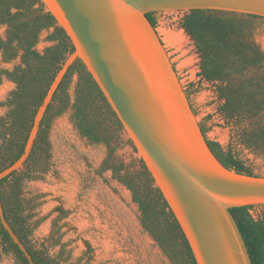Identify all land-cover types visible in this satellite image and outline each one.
<instances>
[{"label":"trees","instance_id":"obj_1","mask_svg":"<svg viewBox=\"0 0 264 264\" xmlns=\"http://www.w3.org/2000/svg\"><path fill=\"white\" fill-rule=\"evenodd\" d=\"M145 14L156 26V14ZM264 16L224 10L192 9L180 13L178 23L193 40L199 53L200 75L215 83L216 113L229 126L230 140L225 146L206 136V143L226 168L253 175L236 150L237 146L264 156V51L254 41L255 29ZM0 53L3 62L18 60L11 70H2L15 89L0 128V171L23 153L38 107L66 57L74 50L64 29L45 9L41 0H0ZM52 29V44L36 49L41 33ZM77 74L74 98L68 88ZM188 96V94H187ZM192 106V105H191ZM71 108V121L89 143H103L108 152L102 169L131 192L140 212L142 227L149 233L172 264H197L191 247L161 191L140 158L138 169L121 163L115 156L124 131L99 86L77 58L59 82L40 120L29 155L22 166L0 180V200L4 216L36 264H60V256L45 248H34L27 239L36 223L30 224L29 201L21 196L23 178L46 172L50 164L49 129L54 118ZM194 110V109H193ZM136 150V149H135ZM262 208L256 215L252 209ZM244 241L251 264H264V204L229 208ZM0 244L11 251L20 264H29L0 222Z\"/></svg>","mask_w":264,"mask_h":264},{"label":"water","instance_id":"obj_2","mask_svg":"<svg viewBox=\"0 0 264 264\" xmlns=\"http://www.w3.org/2000/svg\"><path fill=\"white\" fill-rule=\"evenodd\" d=\"M74 50L55 74L20 157L29 155L54 91L79 58L122 123L177 219L197 264H251L229 208L264 204V176L224 167L199 120L148 12L224 10L264 16V0H41ZM0 222L29 264H36L7 222Z\"/></svg>","mask_w":264,"mask_h":264},{"label":"rangeland","instance_id":"obj_3","mask_svg":"<svg viewBox=\"0 0 264 264\" xmlns=\"http://www.w3.org/2000/svg\"><path fill=\"white\" fill-rule=\"evenodd\" d=\"M180 14H156V29L162 39L178 77L188 94L206 136L225 146L230 140L229 126L216 113L215 83L200 75L199 53L193 40L179 25ZM4 27L0 34L4 35ZM51 28L41 33L38 51L50 44ZM264 51V22L253 35ZM18 60L3 62L0 53V128L10 105L7 100L15 89L2 70H11ZM77 74L72 76L68 92L74 98ZM71 108L53 119L49 129L50 164L46 172L23 178L21 196L29 201L25 214L30 224L28 242L49 255H59L60 264H172L158 244L142 227L140 212L130 190L102 169L108 149L103 143H89L71 121ZM1 142V140H0ZM240 159L253 175L264 176V156L240 146ZM116 158L130 168L140 167V157L123 131L115 150ZM255 208L251 213H261ZM0 264H20L14 254L0 244Z\"/></svg>","mask_w":264,"mask_h":264}]
</instances>
